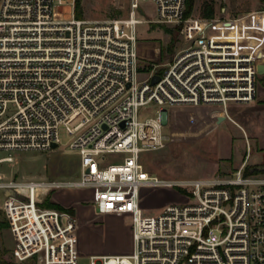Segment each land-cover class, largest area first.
Masks as SVG:
<instances>
[{
    "label": "built area",
    "instance_id": "obj_1",
    "mask_svg": "<svg viewBox=\"0 0 264 264\" xmlns=\"http://www.w3.org/2000/svg\"><path fill=\"white\" fill-rule=\"evenodd\" d=\"M76 1L0 0V150L51 154L64 126L71 142L61 151L80 158L76 178L19 179L0 170V190L13 191L2 207L18 239L15 259L79 263L78 217L42 206L55 188L71 187L94 190L100 215L132 216L133 252L91 256L89 264H264V172L247 170L248 139L232 176L160 178L141 157L171 143L167 106L255 100L264 28L252 22L264 10L208 18L187 15V0H130L126 16L98 21L78 17ZM148 2L155 17L143 8ZM66 5L71 14L59 10ZM150 23L177 28L180 48L162 72L139 80L148 69L140 64L139 26ZM234 25L244 33L239 40L223 36ZM152 102L157 115L141 120L140 108ZM14 161L0 157V164ZM145 187L177 189L183 200L150 209L142 204ZM16 207L24 217L13 216ZM28 211L45 231L42 246L34 243L38 229L25 248L16 232L30 221Z\"/></svg>",
    "mask_w": 264,
    "mask_h": 264
},
{
    "label": "rangeland",
    "instance_id": "obj_2",
    "mask_svg": "<svg viewBox=\"0 0 264 264\" xmlns=\"http://www.w3.org/2000/svg\"><path fill=\"white\" fill-rule=\"evenodd\" d=\"M205 2H212L215 5L216 16L220 18H234L264 10V0H195L194 14H201ZM130 0H79L78 10L80 17L90 20H108L120 18L128 14ZM145 12L155 17L157 10L154 4L143 3ZM222 8H225L223 10ZM60 11L72 12L71 5L59 7ZM77 13V11H76ZM170 28V31L166 30ZM171 41H174L173 48L170 47ZM161 47V53L157 54L155 48ZM180 48L179 31L160 23L143 24L139 26V54L140 64L148 66L146 72L139 73V80L148 76L151 69L162 72L163 65L171 62L175 53ZM157 65V66H155ZM264 86V74L258 76V88ZM258 91V89H257ZM242 104L232 103L229 108L230 115L236 119L235 109L241 114H253L256 123L260 126L261 136L259 137V147L255 142L252 144V153L248 160V167H264V117L259 113H249L242 110ZM160 107L156 102H152L139 110V118L145 120L148 117L157 115ZM168 115H171V106H167ZM207 113V112H206ZM212 114L207 113V116ZM189 115H179V123H175L172 129L175 136L171 143L165 148L145 151L141 154L142 162L151 174L160 178H198V177H216L232 176L236 172L237 163L241 162L246 155V139L243 130L234 121L227 119L222 124L215 127L212 131L202 134L203 131L213 125L211 117L209 121L202 125L191 124ZM170 132V128H166ZM60 136L62 139L59 149L49 154L48 152L38 150H0V157L9 154L14 155L13 163L3 162L0 164V170L15 178L21 179L32 177H46L47 179H69L76 178L79 173L80 158L72 153H63L61 150L68 148L71 142V135L64 126L60 127ZM228 153L233 154V160L228 157ZM117 155H110L108 159H114ZM142 204L150 209L163 206L170 202L182 201L183 197L177 192V189L166 187H145L142 189ZM66 196L76 199H84L90 203L85 204L88 209V215L94 214L93 202L95 192L92 189L85 188H55L46 199L42 206L55 208L49 205V200L54 198L58 201H64ZM6 197V191L0 190V221L3 223L0 227V262L8 264H38L37 257L33 256L26 260H16L14 250L18 245L11 224L3 209V200ZM57 203V202H56ZM93 206V207H92ZM15 218L24 217L25 210L13 208L10 210ZM100 226L95 231L87 230L83 222L79 219V229L77 231L80 237V245L89 248H102L110 252H124L121 250L131 246L133 249L132 236L129 234V223L117 217L105 215L100 217ZM114 248L113 250H109ZM126 251V250H125ZM90 258L82 255L78 264H89Z\"/></svg>",
    "mask_w": 264,
    "mask_h": 264
},
{
    "label": "crops",
    "instance_id": "obj_3",
    "mask_svg": "<svg viewBox=\"0 0 264 264\" xmlns=\"http://www.w3.org/2000/svg\"><path fill=\"white\" fill-rule=\"evenodd\" d=\"M200 14V13H199ZM202 15V13H201ZM255 26H262L264 28V16L259 17L258 20H255L254 22ZM245 31L247 29V27H244ZM237 31L239 32V34L243 35L244 33L241 32L239 30V28L237 27ZM244 36V35H243ZM232 103H230L228 105L227 108H224L222 105L220 104H202V105H175L172 106L171 108V115H168L167 112V116H166V123H167V127L170 128V134L171 136H175V132L172 129V126L175 123H179V115L180 114H184L186 116H190L189 117V122L191 124L194 125H202L204 122L209 121L210 117H211V121L213 122V125L206 129L205 131H203L202 134H206L209 133L210 131H212L215 127H217L218 125L222 124L224 121H226L227 119H230L232 121H234L238 126H240L243 130L244 133V137L245 139L249 140L250 143L251 142H255L258 147H259V137L261 136L260 133V126H258V124L255 122L256 118L253 117V114H241L240 112H238L237 109H235V112L237 114L236 119H234L230 113H229V108L230 105ZM234 104H242V110H245L247 112H251V113H259V115H263L264 117V86H259L257 94H256V98L254 101L249 102V103H234ZM210 112V114H212V116L209 117V115L207 116V113ZM264 119V118H263ZM252 145V144H251ZM260 148V147H259ZM228 157H230V159L233 160V154L232 153H228ZM243 160L239 163H237V166L233 167L238 168L241 164H242ZM52 195V193H51ZM95 198V196H94ZM55 200L58 204H60L61 206H63L65 209L64 210H69L72 209L73 212L72 214H74L75 216L78 217V219H80L83 222V226L86 227L87 230L90 231H95L97 230L100 226H97L96 224H94L95 222L99 223L98 220L100 219V217H103L105 215H109L112 217H117L119 219L124 220L125 222L129 223L130 228H128L129 234L132 236V240H133V228H132V216L130 214H122V215H118V214H113V213H109V214H104V215H100L94 205V199L93 202H91L94 205V208H92L94 210V214L92 216H89L88 214V209L86 207L85 204L90 203L88 201H85L84 199H76L74 197H70V196H66L64 198V201H58L55 198L53 199ZM93 207V206H92ZM59 209V208H57ZM61 210V209H60ZM28 217L30 218V221L28 222V224H26L23 227H15L16 228V232L18 233V235L21 238V241L23 243V246L25 248L29 247L31 245V239L29 238L31 233L34 232V230L38 229L39 230V237H38V241H37V245L42 246L45 241H43L42 237L44 235V229L41 227V222L37 220L36 214L32 213L31 211H28ZM35 243V241H34ZM77 247H78V251L80 254V257H82V255H87L89 256V258L91 256H102V255H110V254H130V250H131V246H129L127 249L125 250H121L124 252H110L108 250H104L102 248H98V247H93V248H89L87 246H81L80 245V237L77 233ZM114 248H111L109 250H113ZM115 250V249H114ZM134 250V240H133V249L132 252Z\"/></svg>",
    "mask_w": 264,
    "mask_h": 264
},
{
    "label": "trees",
    "instance_id": "obj_4",
    "mask_svg": "<svg viewBox=\"0 0 264 264\" xmlns=\"http://www.w3.org/2000/svg\"><path fill=\"white\" fill-rule=\"evenodd\" d=\"M78 1H76V11H77V16L80 17V10H78ZM194 7H195V0H187V12L186 14L187 15H190L193 11H194ZM202 15L204 17H208V18H213L216 16V9H215V5L214 3L212 2H205L204 5H203V9H202ZM166 30L167 31H170V28L166 27ZM173 45H174V41H171L170 43V47L173 48ZM248 171L252 170L253 172H264V170L262 169H259L258 166H254L253 169H251L250 167H248L247 169ZM49 198V197H48ZM47 198V200H48ZM49 205L51 207H55V208H59L61 210H64L65 208L63 206H61L60 204L52 201V200H49ZM68 211H70L71 213L73 212L72 209H69ZM2 222L0 221V227L2 226ZM25 226V225H24ZM15 227H20L19 224H17ZM37 241H38V238L35 240V244L37 245ZM0 264H8V263H5V262H0Z\"/></svg>",
    "mask_w": 264,
    "mask_h": 264
},
{
    "label": "bare ground",
    "instance_id": "obj_5",
    "mask_svg": "<svg viewBox=\"0 0 264 264\" xmlns=\"http://www.w3.org/2000/svg\"><path fill=\"white\" fill-rule=\"evenodd\" d=\"M262 16H264V15H263V14H262V15H259V17H262ZM259 17H255L254 21L252 22V26H253L254 28H258V29H260L258 26H255V24H254L255 20H258ZM245 26H246V25L243 24L242 29H245V28H244ZM260 26H261V25H260ZM237 27L239 28V26L234 25V27H231V29L229 30L228 33H226V32L223 33V36L226 37V38L233 39V40H239L240 38L244 37L243 35L239 34V32L237 31ZM242 29L239 28L240 31H241ZM241 32H242V31H241ZM245 33H246V32H245ZM245 35H246V34H245ZM40 187H41V186H40ZM39 190H41V188H40ZM17 234H18V233H17ZM18 236H19V235H18ZM19 238H20V236H19ZM42 239H43V241H45L44 236L42 237ZM20 241H21V238H20Z\"/></svg>",
    "mask_w": 264,
    "mask_h": 264
},
{
    "label": "water",
    "instance_id": "obj_6",
    "mask_svg": "<svg viewBox=\"0 0 264 264\" xmlns=\"http://www.w3.org/2000/svg\"><path fill=\"white\" fill-rule=\"evenodd\" d=\"M259 72H260L261 74H264V63H261V64L259 65ZM159 80H160V76H159V75H155L154 78H153V83H156V82H158ZM53 147H57V144L54 143V144H53ZM258 168L264 170V167H263V166H261V167L258 166ZM12 193H13L12 190H7V192H6L7 195H10V194H12Z\"/></svg>",
    "mask_w": 264,
    "mask_h": 264
}]
</instances>
